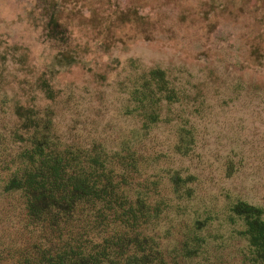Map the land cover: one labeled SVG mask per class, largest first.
<instances>
[{"label":"trees","instance_id":"obj_1","mask_svg":"<svg viewBox=\"0 0 264 264\" xmlns=\"http://www.w3.org/2000/svg\"><path fill=\"white\" fill-rule=\"evenodd\" d=\"M51 3L44 1L42 17L59 48L53 66L70 67L77 60L67 21ZM45 78L52 104L57 96ZM3 80L0 264H264V207L226 190L217 206L183 164L195 158L199 111L166 70L132 79L123 104L132 128L118 146L65 138L53 105L27 104ZM168 127L169 153L153 136Z\"/></svg>","mask_w":264,"mask_h":264},{"label":"rangeland","instance_id":"obj_2","mask_svg":"<svg viewBox=\"0 0 264 264\" xmlns=\"http://www.w3.org/2000/svg\"><path fill=\"white\" fill-rule=\"evenodd\" d=\"M44 1L0 0V74L12 96L53 105L67 139L118 146L132 128L123 113L132 79L164 69L199 111L195 158L183 164L206 199L223 207L226 190L264 207V0H50L67 21L77 60L56 69ZM171 132L153 135L163 152L174 143Z\"/></svg>","mask_w":264,"mask_h":264}]
</instances>
